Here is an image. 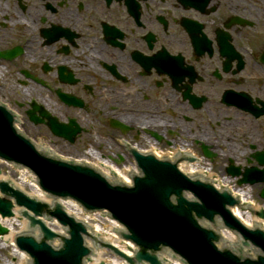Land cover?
<instances>
[{"label": "flooded vegetation", "instance_id": "obj_1", "mask_svg": "<svg viewBox=\"0 0 264 264\" xmlns=\"http://www.w3.org/2000/svg\"><path fill=\"white\" fill-rule=\"evenodd\" d=\"M0 67L31 127L82 128L69 146L264 164V0H0Z\"/></svg>", "mask_w": 264, "mask_h": 264}, {"label": "water", "instance_id": "obj_2", "mask_svg": "<svg viewBox=\"0 0 264 264\" xmlns=\"http://www.w3.org/2000/svg\"><path fill=\"white\" fill-rule=\"evenodd\" d=\"M14 122L13 112L0 103V158L29 168L36 174L40 188L51 196L73 198L86 210L106 209L111 218L125 227L126 230L120 233L121 236L132 241L138 250L134 257H129L110 244H104V246L124 258L129 264L144 262L163 264L157 255L159 251H171L172 256H178L184 264H264V230L258 227L249 229L232 215L227 206L237 204L238 200L229 192L218 191L210 185L190 180L173 164L141 160L138 166L144 176H135L132 186L111 182L87 165L49 155V147L46 145L44 147L40 145V147L48 152L38 150L30 139L15 128ZM22 125L23 123L20 127ZM21 130L26 132L25 129ZM63 130L54 128L53 132L66 136L64 133L66 130ZM50 148L54 151L53 147ZM185 152L181 151V153ZM181 155L183 154L178 155L175 160H180ZM2 167L7 170V174L13 178L16 177L17 174L13 173L10 167L7 165ZM20 175L22 180L34 178V175L25 168L21 169ZM112 177L113 179L121 178L115 173ZM197 177L204 178L201 174ZM0 179L6 178L0 175ZM243 182L248 180H239V183ZM18 185L23 187L21 183ZM24 188L29 191L28 185ZM184 190L190 191L194 197L192 198V195ZM0 192L12 197L16 205L23 206L25 210L21 214L29 220L30 227L38 225L41 230L42 240L39 241L30 235H20L16 238L18 248L31 256L32 264H83L84 257L91 251L84 245L82 234L88 235V233L82 223L67 215L58 203L55 202L54 207L49 208L46 203L26 196L6 182H0ZM32 193L37 199L50 201V197L35 188ZM242 201L243 205H246L243 209L240 208L243 213H252L257 216L255 209H251L249 203H244V196ZM71 207L75 208L73 203ZM11 208L10 200L0 198L2 217L11 216ZM48 208L47 219L56 218L67 227L69 234V237L63 238L62 247L59 249L52 248L48 243L58 235L42 220L36 218ZM27 210L33 215H30ZM234 210L237 208L233 209V212ZM259 215L261 217L257 216L258 219H264L263 212ZM217 216L221 218L222 226L241 237L242 246L254 245L260 249L255 259L241 255L240 247L239 255L226 250L236 246L232 238H227V244L231 246L225 248L224 238L211 228L210 223H202L207 220L217 229L219 226L215 222ZM88 217L95 219L92 215ZM96 222L91 226L93 235L116 244L115 222H110V225L107 222ZM4 223L8 226V232L7 228L0 225V235L7 232L0 236V264H28L26 257L11 247L14 233L12 226L17 225L24 232L29 233L25 220L17 215L15 218L6 219ZM103 226L106 227L103 228ZM34 234L37 235L36 230L33 231L32 235ZM227 235L232 236L230 233ZM53 244L58 246L57 241ZM126 249L127 247H124V250ZM166 259L170 264H181L169 255H166ZM93 260H104L110 264L123 263L114 256H108L104 251H98Z\"/></svg>", "mask_w": 264, "mask_h": 264}, {"label": "rangeland", "instance_id": "obj_3", "mask_svg": "<svg viewBox=\"0 0 264 264\" xmlns=\"http://www.w3.org/2000/svg\"><path fill=\"white\" fill-rule=\"evenodd\" d=\"M2 68V67H0ZM3 69V68H2ZM5 75V71L3 72V70H1L0 72V86H2L3 90H4V94L7 96L10 93H12L13 89H14V85L11 84L9 81V79H6L7 77L4 76ZM1 80H4V82H1ZM20 129H25L26 133L28 135H31L32 138H34V140L40 144V141L43 142L44 144L48 145L49 147H53L54 151L57 152L58 154L62 155V156H71V157H83V153L90 147L89 145H79L78 148H76L75 146H69L67 145L65 142L62 143V141L58 138L53 137L49 132H45V131H40L37 132L36 128L31 127L29 124L28 125H23L20 127ZM100 139V138H99ZM103 141H105V139H101ZM100 140L102 149H106V151L110 152L114 151L111 145H107V143H103ZM86 143L83 142V144ZM99 156V155H98ZM123 162V160L121 158L118 159V164H121ZM258 188H255L254 186L252 187V190H250V194L253 196L254 193H256L254 190H257ZM263 201L260 200L259 203H262ZM264 223L263 220H260Z\"/></svg>", "mask_w": 264, "mask_h": 264}, {"label": "bare ground", "instance_id": "obj_4", "mask_svg": "<svg viewBox=\"0 0 264 264\" xmlns=\"http://www.w3.org/2000/svg\"><path fill=\"white\" fill-rule=\"evenodd\" d=\"M40 145L42 147H44V145H46V144H44L43 142L40 141ZM97 145H99V144H97V142H94L92 144V147L95 149V146H97ZM46 147H48V145H46ZM182 151H185V150H182ZM177 157L178 156H176L174 159H177ZM100 159H103V158H100ZM95 163L98 164L99 166H101L105 171L109 172V174L111 176L113 175V173H115V174H118V177H121L123 179H127L126 175H122L121 174V171H124V170H121L118 167H116V164L112 163V161L110 159L98 161V162H95ZM187 165H188L187 169L189 170V172H193V173H189L186 169L185 170L191 176H197L198 175V174H194V173H199V174H201V176L203 174L207 173V170H203L202 168H200L199 164H187ZM128 167H129V165L126 168H128ZM131 167H132V165L129 168H131ZM209 170H211V169H209ZM210 174L213 175L212 172ZM244 203H249L250 208L251 209H255V211L258 212L260 206L254 200H252L250 202V201L247 200V197L244 196ZM234 214H237L238 218L240 220H242L243 222H245L246 224H248V225H251L252 223H255V222L259 221L257 216H255L252 213H243V211L240 208H237V210H234ZM260 220H263V219H260Z\"/></svg>", "mask_w": 264, "mask_h": 264}]
</instances>
